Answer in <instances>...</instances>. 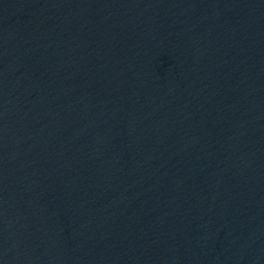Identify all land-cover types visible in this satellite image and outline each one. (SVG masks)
Masks as SVG:
<instances>
[{"label":"water","instance_id":"obj_1","mask_svg":"<svg viewBox=\"0 0 264 264\" xmlns=\"http://www.w3.org/2000/svg\"><path fill=\"white\" fill-rule=\"evenodd\" d=\"M222 0H0V264H230Z\"/></svg>","mask_w":264,"mask_h":264}]
</instances>
